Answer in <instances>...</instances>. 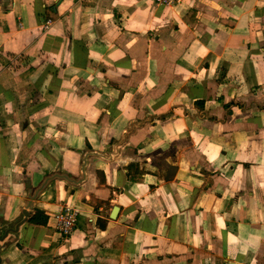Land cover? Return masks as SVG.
Segmentation results:
<instances>
[{"label": "crops", "instance_id": "crops-1", "mask_svg": "<svg viewBox=\"0 0 264 264\" xmlns=\"http://www.w3.org/2000/svg\"><path fill=\"white\" fill-rule=\"evenodd\" d=\"M119 143L48 186L6 264H264V0H0V215Z\"/></svg>", "mask_w": 264, "mask_h": 264}, {"label": "water", "instance_id": "water-1", "mask_svg": "<svg viewBox=\"0 0 264 264\" xmlns=\"http://www.w3.org/2000/svg\"><path fill=\"white\" fill-rule=\"evenodd\" d=\"M120 146V143L114 146V152H117ZM116 152L114 153V155L116 154ZM102 156L103 155L100 152L91 150L82 153L79 159L80 176L77 179L71 177L68 173L62 171L60 168H56L53 172L46 174L37 186H31L28 180L25 181L24 184L26 187V198L22 207L10 219H4V217L0 215V264H6L5 256L16 247L25 223L30 219L31 214L34 213L36 201L41 197L48 186L52 182L56 181H62L73 187L81 186L87 178V165L89 163L88 158H100ZM117 210L118 208L116 206L112 209L110 214L111 218H114L116 216ZM82 255L83 252L81 250H78L73 254L65 255L61 258H55L54 260L49 259L48 261H44L39 264H64L67 263L70 259L78 260Z\"/></svg>", "mask_w": 264, "mask_h": 264}, {"label": "built area", "instance_id": "built-area-1", "mask_svg": "<svg viewBox=\"0 0 264 264\" xmlns=\"http://www.w3.org/2000/svg\"><path fill=\"white\" fill-rule=\"evenodd\" d=\"M154 1L161 6H172L180 2L181 0ZM80 214V209L70 204L62 205L54 214V219L56 221V229L62 240L67 241L71 234L74 232L77 218Z\"/></svg>", "mask_w": 264, "mask_h": 264}, {"label": "trees", "instance_id": "trees-1", "mask_svg": "<svg viewBox=\"0 0 264 264\" xmlns=\"http://www.w3.org/2000/svg\"><path fill=\"white\" fill-rule=\"evenodd\" d=\"M46 220H47V216H45L42 212L37 211L36 214L33 217H31L29 222L35 224H45Z\"/></svg>", "mask_w": 264, "mask_h": 264}, {"label": "flooded vegetation", "instance_id": "flooded-vegetation-1", "mask_svg": "<svg viewBox=\"0 0 264 264\" xmlns=\"http://www.w3.org/2000/svg\"><path fill=\"white\" fill-rule=\"evenodd\" d=\"M114 151H110V152H106V153H102L101 152V154L103 155L102 157H100V158H102V159H107V160H112L113 158H114ZM110 154V155H109ZM79 178V177H78ZM77 179V178H76Z\"/></svg>", "mask_w": 264, "mask_h": 264}, {"label": "rangeland", "instance_id": "rangeland-1", "mask_svg": "<svg viewBox=\"0 0 264 264\" xmlns=\"http://www.w3.org/2000/svg\"><path fill=\"white\" fill-rule=\"evenodd\" d=\"M63 200V199H62ZM70 204V203H68ZM71 205V204H70ZM83 219H84V216L83 215H80V217L78 218V222L77 224L75 225V228H77L78 226H83ZM75 230V229H74Z\"/></svg>", "mask_w": 264, "mask_h": 264}, {"label": "bare ground", "instance_id": "bare-ground-1", "mask_svg": "<svg viewBox=\"0 0 264 264\" xmlns=\"http://www.w3.org/2000/svg\"><path fill=\"white\" fill-rule=\"evenodd\" d=\"M172 132V131H171Z\"/></svg>", "mask_w": 264, "mask_h": 264}]
</instances>
